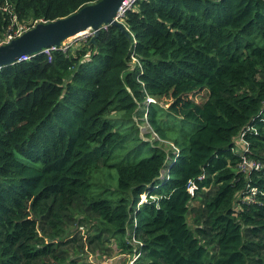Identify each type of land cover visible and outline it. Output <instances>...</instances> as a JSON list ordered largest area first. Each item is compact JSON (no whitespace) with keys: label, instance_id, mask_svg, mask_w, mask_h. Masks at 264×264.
<instances>
[{"label":"trees","instance_id":"1","mask_svg":"<svg viewBox=\"0 0 264 264\" xmlns=\"http://www.w3.org/2000/svg\"><path fill=\"white\" fill-rule=\"evenodd\" d=\"M98 1L0 0V43ZM120 21L0 67V264H264V0Z\"/></svg>","mask_w":264,"mask_h":264},{"label":"water","instance_id":"2","mask_svg":"<svg viewBox=\"0 0 264 264\" xmlns=\"http://www.w3.org/2000/svg\"><path fill=\"white\" fill-rule=\"evenodd\" d=\"M125 0H99L88 4L75 13L52 22H40L18 37L0 45V67L10 66L23 56L43 53L45 49L61 46L66 40L91 31V41L98 36L102 28L116 27L128 38L130 35L121 16H117Z\"/></svg>","mask_w":264,"mask_h":264},{"label":"rangeland","instance_id":"3","mask_svg":"<svg viewBox=\"0 0 264 264\" xmlns=\"http://www.w3.org/2000/svg\"><path fill=\"white\" fill-rule=\"evenodd\" d=\"M90 36V31H87L86 33H82L79 34L75 37H72L68 40H66L62 45L66 44L68 45V47H73V46H77L78 44L82 43L83 41H85L88 37ZM180 96L181 98H186V99H191L193 100L195 103L197 104H202L206 98H207V91H181L178 92L177 94H173L170 95L168 98H163L159 101V105L164 108L167 109V107L171 104V102L176 98ZM151 101L150 99H148V102ZM146 134H150L151 135V139H157L154 133H151V130L148 127L147 122H144V124L140 125V137H142L145 141H149L150 139L147 137H144ZM165 171H163L164 173ZM147 201V197L146 196H142L141 197V202L140 203H144ZM91 258V257H90ZM116 259V260H115ZM137 259V257H134L131 261L126 262V264H134L135 260ZM122 260H118V257L113 258V260H109V261H103L101 264H124V262H121Z\"/></svg>","mask_w":264,"mask_h":264},{"label":"built area","instance_id":"4","mask_svg":"<svg viewBox=\"0 0 264 264\" xmlns=\"http://www.w3.org/2000/svg\"><path fill=\"white\" fill-rule=\"evenodd\" d=\"M135 1H136V0H125V1L122 3L121 8L118 10L117 16H121V17H122V16L124 15V13H125L127 10H129V9L131 8V6L134 4ZM25 31H26L25 29H23L22 27H19L17 30H15V31H13V32H9L8 35H7L6 41L0 43V45H1V44H5V43L9 42L10 40H12V39L18 37L19 35H21V34H22L23 32H25ZM92 35H93V33L90 31V36H92ZM90 36H89V37H90ZM62 46H63L62 50H64V51H65L66 48L68 47V45H66V44H64V45H62ZM56 49H57V47H52V48H49V49H45V50L43 51V53L49 56L50 51H53V50H56ZM31 58H32L31 56H23V57H21V58L18 60V62L26 61V60H29V59H31ZM245 163H246V162H245ZM246 164H247V165H250L249 163H246ZM250 167L257 169L259 166H258V165H255V164H251ZM193 188H194V185H193L192 183H190V189H191V191L193 190ZM136 257H137V256H136Z\"/></svg>","mask_w":264,"mask_h":264}]
</instances>
